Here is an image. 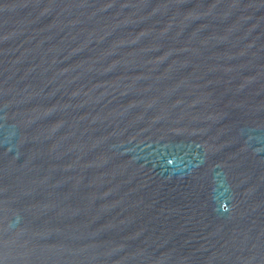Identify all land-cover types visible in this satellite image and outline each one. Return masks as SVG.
I'll use <instances>...</instances> for the list:
<instances>
[{"label":"water","instance_id":"1","mask_svg":"<svg viewBox=\"0 0 264 264\" xmlns=\"http://www.w3.org/2000/svg\"><path fill=\"white\" fill-rule=\"evenodd\" d=\"M0 264H264V0H0Z\"/></svg>","mask_w":264,"mask_h":264}]
</instances>
